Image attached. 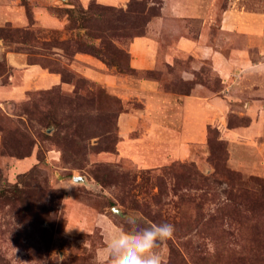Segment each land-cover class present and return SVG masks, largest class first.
Here are the masks:
<instances>
[{
  "label": "rangeland",
  "instance_id": "1",
  "mask_svg": "<svg viewBox=\"0 0 264 264\" xmlns=\"http://www.w3.org/2000/svg\"><path fill=\"white\" fill-rule=\"evenodd\" d=\"M263 2L212 1L203 27L187 7L172 18L182 0H0V264H107L127 215L174 225L163 264H264V86L225 91L210 59L175 48L217 43L224 12ZM154 34L155 69L129 70ZM219 46L237 71L260 61L241 32Z\"/></svg>",
  "mask_w": 264,
  "mask_h": 264
},
{
  "label": "crops",
  "instance_id": "2",
  "mask_svg": "<svg viewBox=\"0 0 264 264\" xmlns=\"http://www.w3.org/2000/svg\"><path fill=\"white\" fill-rule=\"evenodd\" d=\"M194 1V2H193ZM193 1H184L182 0L183 4L176 3L178 7H172L171 11L169 12L171 14H174L172 18L174 19H183L188 16H184L183 12L186 10V7L192 12H197L198 15L196 19H202V26L206 25H212V19L207 21L205 19V15L207 13V9L210 8L211 2H214V8L218 6V0H193ZM216 1V3H215ZM187 3V4H184ZM179 4L181 6H179ZM171 7V5H170ZM202 8V9H201ZM213 8V6H212ZM165 12V17L167 16ZM195 18V17H194ZM176 30V28L174 27ZM212 34L217 31H213L211 29ZM234 32H241L243 35L247 36V44L250 46L249 48H253V51H255L256 59L258 58L260 61L259 63L255 65H248V68H244L241 66V68L237 71L235 68H232V66L229 67L227 65L228 59L227 56H225L222 52L221 46H219L220 40H222L223 37L229 36L230 33ZM218 33L224 34L225 36H219L214 34L210 37V40H217V43H208L207 38L203 40V37L205 35H202V43H198L190 38H186L183 36H179L176 41L175 48L179 51H183L184 53H188L191 57H194L195 59H199V61L210 59L213 62L214 70L219 75L220 79L222 80V85H224V90L226 91L231 89L234 85V81L232 77L239 76L238 78L246 77L248 74L256 75L258 79L253 80L256 82L259 80V82H262L264 86V2L259 5L257 9L254 10H239L236 8L228 9L226 12L222 14L221 22H220V29ZM258 34V36H256ZM157 35L154 34V36H142V37H136L130 47V53H132V56H135V59L131 60L132 62V68L134 70H147L152 71L155 69L156 64L159 62L160 55L162 56V53L160 51V43L159 38ZM216 44V45H214ZM214 45V46H213ZM252 51V50H251ZM252 51V52H253ZM246 53V52H245ZM166 57V54H165ZM248 61H246L242 65H247ZM90 65H95V62L91 60L89 62ZM31 67V66H30ZM221 67V68H220ZM33 69V66L31 68H24L25 78L27 73L31 72ZM40 72V71H38ZM241 75V76H240ZM47 83L51 84H57L59 77L55 75L48 76L46 79ZM50 81V82H49ZM152 87L154 86L150 82H145ZM220 107L225 108L224 105L222 107V104H220ZM218 113V112H217ZM250 116L253 120L252 127L255 123V120L257 118H260L262 116V113H259V111L250 109ZM258 114V116H257ZM257 117V118H255ZM260 126V123L256 127H253L255 130L258 129ZM258 131V130H257ZM264 149V148H263Z\"/></svg>",
  "mask_w": 264,
  "mask_h": 264
},
{
  "label": "clouds",
  "instance_id": "3",
  "mask_svg": "<svg viewBox=\"0 0 264 264\" xmlns=\"http://www.w3.org/2000/svg\"><path fill=\"white\" fill-rule=\"evenodd\" d=\"M123 220L125 228L105 233L104 252L107 264H163L162 257L156 250L173 238L174 225H144L134 215L124 216ZM98 264H104V261H98Z\"/></svg>",
  "mask_w": 264,
  "mask_h": 264
},
{
  "label": "water",
  "instance_id": "4",
  "mask_svg": "<svg viewBox=\"0 0 264 264\" xmlns=\"http://www.w3.org/2000/svg\"><path fill=\"white\" fill-rule=\"evenodd\" d=\"M73 181H74L75 183H86V178L83 177V176H75V177L73 178ZM114 212H116L117 214H118V213L120 214V212H119L118 210H116V209H114Z\"/></svg>",
  "mask_w": 264,
  "mask_h": 264
},
{
  "label": "trees",
  "instance_id": "5",
  "mask_svg": "<svg viewBox=\"0 0 264 264\" xmlns=\"http://www.w3.org/2000/svg\"><path fill=\"white\" fill-rule=\"evenodd\" d=\"M139 37H142V35H140ZM90 51H92V54H94V55H97V51L95 50V48L93 47V48H91V50ZM30 64H35V63H30ZM129 70H132V71H135L133 68H129ZM0 195H4V193H1L0 192Z\"/></svg>",
  "mask_w": 264,
  "mask_h": 264
}]
</instances>
